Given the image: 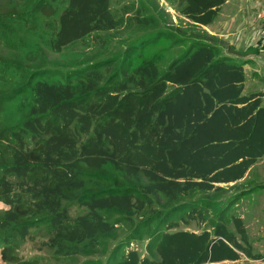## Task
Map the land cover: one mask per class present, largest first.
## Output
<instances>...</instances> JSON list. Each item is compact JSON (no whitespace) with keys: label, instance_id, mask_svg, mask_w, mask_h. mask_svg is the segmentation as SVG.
<instances>
[{"label":"trees","instance_id":"16d2710c","mask_svg":"<svg viewBox=\"0 0 264 264\" xmlns=\"http://www.w3.org/2000/svg\"><path fill=\"white\" fill-rule=\"evenodd\" d=\"M227 1L178 0L177 10L193 26L207 27ZM110 2L67 0L46 47L58 54L95 32L156 22L140 11L116 18ZM45 9L38 0L31 11ZM171 39L172 32L159 29L122 56L65 74L37 70L25 77L10 69L0 75L4 263L37 264L17 251L38 229L57 255L96 253L100 239L122 223L113 222L114 215L128 221L131 232L108 255L82 264H250L241 257L262 258L240 218H232L234 231L221 219L250 190L228 202L212 231H172L185 217H201L193 204L154 209L157 196L174 202L188 192H219L264 158L263 94H243L247 61L224 54L215 37L182 39L185 49L163 71V48L173 46ZM4 65L0 59V69ZM68 203L84 213L71 217ZM143 235L156 258L127 250Z\"/></svg>","mask_w":264,"mask_h":264},{"label":"rangeland","instance_id":"374dc122","mask_svg":"<svg viewBox=\"0 0 264 264\" xmlns=\"http://www.w3.org/2000/svg\"><path fill=\"white\" fill-rule=\"evenodd\" d=\"M37 1L0 0V59L5 62L4 71L0 69L2 70L0 75L6 77L5 71L10 69L25 77L37 70L65 74L72 68L122 56L128 45L137 42L141 36L159 29L172 32L175 36V39L170 41L173 46L163 48L165 51L159 66L164 71L170 62L185 49L181 43L182 39H205L212 42L205 28L193 26L179 14L178 0H111L110 10L116 18L123 16V18H129L140 11L142 16L154 17L155 24L148 28L125 25L111 32H95L57 54L46 47V42L57 32L58 17L65 9L67 0H40L47 9L44 12L33 13L32 5ZM226 7L228 5L224 8ZM123 12L126 13L122 14ZM222 47L226 55H234L237 58L242 56L241 53L230 50L224 42ZM263 90L264 81L247 78L243 94L261 93ZM5 119V114H0V122ZM260 185H264V169L252 170L236 184L220 185L222 189L219 192H188L174 202L157 196L154 209L172 208L186 203L193 204L201 213V217H185L184 220L178 221V225L172 231L186 230L195 233H201L204 230L212 231L220 211L228 205V202L230 200L234 202L239 194L250 190V193H244L234 204L227 207L221 219L234 231L232 218H240L254 254L262 257L258 261H253L242 256L241 261L264 264V188L257 187ZM67 208L71 217L84 213V209L74 203H68ZM7 209V206L0 204L1 213ZM133 218L137 222L142 216L140 214ZM111 220L122 223L115 225L112 234L100 239L96 253H81L74 257L57 255L44 245L47 237L42 229H38L34 233L32 231V237L20 246L17 254L22 260H36L37 264H82L86 261L99 260L111 252L117 241H123L131 232L128 221L122 217L114 215ZM148 241L149 236L143 235L141 239L133 241L127 250H135L141 257L156 258L154 253H148L146 250Z\"/></svg>","mask_w":264,"mask_h":264},{"label":"crops","instance_id":"0c3cea01","mask_svg":"<svg viewBox=\"0 0 264 264\" xmlns=\"http://www.w3.org/2000/svg\"><path fill=\"white\" fill-rule=\"evenodd\" d=\"M225 5L228 7L224 8ZM263 21L264 0H228L220 7L215 22L202 28H205L211 37L222 40L230 50L242 54L238 58L247 61L244 66L245 79L264 81V42L259 36ZM261 93L264 106V90ZM263 169L264 158L251 166L245 177L252 170ZM257 187L264 188V185ZM0 263L6 264L1 258Z\"/></svg>","mask_w":264,"mask_h":264},{"label":"built area","instance_id":"2783aa9c","mask_svg":"<svg viewBox=\"0 0 264 264\" xmlns=\"http://www.w3.org/2000/svg\"><path fill=\"white\" fill-rule=\"evenodd\" d=\"M259 36H260V40H262L264 42V21L261 24Z\"/></svg>","mask_w":264,"mask_h":264}]
</instances>
